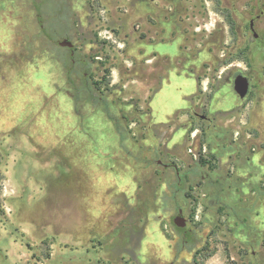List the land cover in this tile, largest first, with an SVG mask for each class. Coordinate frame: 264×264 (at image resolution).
<instances>
[{
  "label": "rangeland",
  "instance_id": "rangeland-1",
  "mask_svg": "<svg viewBox=\"0 0 264 264\" xmlns=\"http://www.w3.org/2000/svg\"><path fill=\"white\" fill-rule=\"evenodd\" d=\"M263 233L264 0H0V264H264Z\"/></svg>",
  "mask_w": 264,
  "mask_h": 264
},
{
  "label": "water",
  "instance_id": "water-1",
  "mask_svg": "<svg viewBox=\"0 0 264 264\" xmlns=\"http://www.w3.org/2000/svg\"><path fill=\"white\" fill-rule=\"evenodd\" d=\"M250 29H253V21H249ZM256 36V33H254ZM60 46L71 47L72 42L68 38H63L58 42ZM234 91L236 92V103L240 102L248 93L250 87V81L248 77L243 73H237L232 80ZM173 224L177 227H185L186 219L181 216V210L173 217Z\"/></svg>",
  "mask_w": 264,
  "mask_h": 264
},
{
  "label": "trees",
  "instance_id": "trees-1",
  "mask_svg": "<svg viewBox=\"0 0 264 264\" xmlns=\"http://www.w3.org/2000/svg\"><path fill=\"white\" fill-rule=\"evenodd\" d=\"M98 83H99L98 80L92 82V84L93 85L95 84L96 86L98 85ZM97 88H100V86L98 85ZM76 99L77 98L74 97L75 101H76ZM103 110H104L106 116L113 122L114 127L116 128V131L119 134L120 140L124 139V135H123V133L120 130V124H119L118 117L110 112V110H109V108L107 106V103H105V102L103 104ZM202 162H205V160L202 159ZM179 178L182 179L181 176ZM219 203H220L219 200H214V202H213V204H219ZM175 230L181 234L182 238L185 241H188L189 239H191L193 237V232L190 229H186V227H177V226H175ZM262 238H263V246H264V233H263V237Z\"/></svg>",
  "mask_w": 264,
  "mask_h": 264
},
{
  "label": "flooded vegetation",
  "instance_id": "flooded-vegetation-1",
  "mask_svg": "<svg viewBox=\"0 0 264 264\" xmlns=\"http://www.w3.org/2000/svg\"><path fill=\"white\" fill-rule=\"evenodd\" d=\"M253 21V20H252ZM72 47V46H71ZM70 48V47H69ZM237 73H242V72H235L233 75L235 76ZM233 76V77H234ZM249 79V78H248ZM233 80V79H232ZM231 86H230V89H231V91L233 92V93H236L235 91H234V88H233V83L232 84H230Z\"/></svg>",
  "mask_w": 264,
  "mask_h": 264
}]
</instances>
